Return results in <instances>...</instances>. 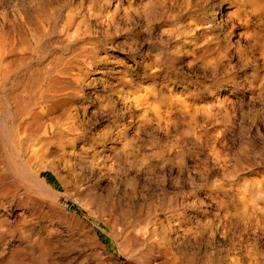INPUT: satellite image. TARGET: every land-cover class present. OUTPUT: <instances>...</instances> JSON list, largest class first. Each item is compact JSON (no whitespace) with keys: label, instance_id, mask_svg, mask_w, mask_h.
Masks as SVG:
<instances>
[{"label":"bare ground","instance_id":"1","mask_svg":"<svg viewBox=\"0 0 264 264\" xmlns=\"http://www.w3.org/2000/svg\"><path fill=\"white\" fill-rule=\"evenodd\" d=\"M97 1L90 4L94 10L100 7ZM163 1L134 0L129 5L125 17L127 23L124 22L121 33V56L138 51L142 39L148 43L150 25L163 22L160 11ZM183 2V10L187 14L192 15V11H196L194 23L181 29L183 41L190 48L191 60L199 56L204 68H207L206 64L214 63L215 58L205 56L219 48L227 53L229 46L219 44L217 26L211 20L198 16L203 13L204 4L199 0ZM224 3H228L226 15H231L232 25L236 28L243 26L245 40L259 50L263 71L258 78L264 82V0L214 2L218 11ZM30 25L37 34V23L31 20ZM70 25L73 41L90 43L89 46L100 45L103 51V40L95 38L88 26L81 28L82 21L74 20V14L67 16L65 27L69 28ZM172 29L161 31L170 34ZM33 42L34 47L23 35L15 37L0 32V246L5 248L7 241L16 243L10 249V254L2 258L7 264H56L58 240L68 241L69 246L75 249L74 259L88 250L87 253L94 254L97 263L101 264L103 250H109L100 239L97 228L106 231V223L97 219L92 211L79 216L67 212L65 207L69 196L89 188L90 175H110L108 173L113 163L117 166L128 164L156 186V191L146 197L143 189L146 185H141L139 201L133 206L122 207L120 204L116 209L108 207L107 212V206H100L102 216L115 213V223L119 222L120 230L126 231L122 248L128 251L132 247L130 257L138 264H154L158 259L156 256L170 250L174 241L179 238L196 241L204 224L210 223L213 218L228 219L231 216L228 200L233 173L223 163L224 159L215 141L222 140L225 129L224 125L218 123V119H229L228 97L225 93L230 94L234 89L226 87L224 90H216L212 103L201 106L194 98L189 99L181 94H175L167 100L164 91L155 82L147 86L133 84L120 77L119 89H125L124 96L129 105V112L127 115L123 112L121 119L127 117L128 121L135 122L134 133L137 134L139 126L148 122H154L155 128L163 133H168L170 127L182 126V129L176 139L168 140L171 143L158 142L150 151L141 152L127 137V126L131 124H123L116 133L118 144L112 150L113 163H108L98 156L95 146L83 142L84 131L75 124V113H71L68 108L55 113L60 104L58 98L62 96L67 100V94L64 93L67 89H71L70 94L74 97V88L69 78L77 73L75 68L78 69L85 62V57L94 61L96 59L97 62L104 58L97 54L94 46H81L79 52L82 55L78 60L74 52L68 57L60 55L55 60V69H41L37 59H33L34 50L39 45L38 36H33ZM149 44L152 49L158 50L149 62L151 67L156 66L151 74H168L172 67L166 63L169 58H165L164 62L159 47L161 45H154L150 41ZM70 48L64 43L60 50L67 51ZM103 52L109 55L108 51ZM29 54L32 61L30 66L24 62ZM241 64L246 67L248 61L243 59ZM144 66H147L146 62ZM255 72L257 74L258 70ZM164 78L155 77L156 80ZM230 80L233 82L231 78H222L219 82ZM7 83L10 89L5 95L2 91ZM42 102H45L43 106ZM82 103L80 108L84 110ZM134 107H142L141 114H137ZM206 123L219 127L211 130L206 127ZM202 142L209 147L206 156L208 160L194 166L185 155H197ZM77 146H80L81 151L75 150ZM61 162L68 165L77 185L59 177V184L54 186L41 176L45 170L42 163L56 169ZM165 170L174 174L171 189L166 187ZM217 170L221 171L223 179L220 183L216 178ZM238 189L248 193V196L238 198L237 207L248 210L249 205L257 206L259 200L264 198V179L262 182H243ZM201 191H204V198L214 204L212 209L202 208L205 207V201L199 197ZM158 193L160 196L155 198ZM203 213L210 220L202 222ZM32 222L35 224L30 226ZM63 232L66 234L61 235ZM139 232L144 239L138 236ZM202 248L209 250L205 249L204 255L196 257L195 264H241L238 256L231 255L236 249L231 239L225 247H220L214 240H205ZM253 250L257 253L255 247ZM252 264H264V261L256 258Z\"/></svg>","mask_w":264,"mask_h":264},{"label":"rangeland","instance_id":"2","mask_svg":"<svg viewBox=\"0 0 264 264\" xmlns=\"http://www.w3.org/2000/svg\"><path fill=\"white\" fill-rule=\"evenodd\" d=\"M92 1L95 0H0V32L15 37L23 35L32 47H34L33 36H38L39 45L34 50L33 59H37L40 68L46 70L55 69V60L60 55L68 57L74 52V57L78 60L82 55L79 52L81 46H94L97 49V54L104 59L97 62L90 57L84 58L85 62L81 63L78 69L75 68L78 70L77 73L74 72L73 78H69L74 88V97L70 94L71 89H67L64 92L67 94V100L62 96L58 98L60 104L56 107L55 113L63 112L67 108L71 113H75V124L84 131L83 142L86 145L91 143L95 146L98 156L106 159L108 163L113 161L112 150L118 144L116 133L123 124L128 122L131 124L127 126V137L141 152L150 151L158 142L171 143L168 140L176 139L182 129V126L170 127L168 133H163L155 128L154 122H148L139 126L137 134L134 133L135 122L128 121L127 117L124 120L121 119L123 112L125 115L129 112V105L124 96L125 89L122 91L119 89L120 77L133 84L151 86L155 82L156 86L164 91L167 100L175 94H181L189 99L194 98L201 106H209L212 103L216 90H224L226 87L234 89L230 94L225 93L228 97L226 102L229 119H218V123L221 126L224 125L225 129L222 140L215 141L224 159L223 163L227 170L233 173L228 200L231 216L228 219L213 218L210 223L204 224L196 241L193 239L186 241L183 238L174 241L170 250L156 256L158 259L154 264H195L196 257L204 255L205 249L209 250V248H202L205 240H214V243L219 244L220 247H225L230 239L236 245L231 255L238 256L241 264H252L256 258L264 261V198L259 200L257 206L249 205L248 210L237 207V199L248 196V193H243L238 186L243 182H262L264 179V82L258 78L263 71V64L259 50L245 40L242 34L244 27L236 28L232 25L231 15H226L228 3H224L219 12L216 9L217 5L214 4L216 0H199L202 5L204 4V10L198 16L201 19L211 20L217 26L216 35L219 44L229 46L227 53L219 48L211 55H206V58L214 57L215 62L206 64L207 68H204L201 57L197 56L191 60L190 48L185 45L181 30L183 26L194 23L196 11H192V15L187 14L183 10V0L172 2L164 0L160 9L163 22L152 23L148 34L150 42L161 45L159 47L162 50L164 62H166L165 58H169L166 63H169L172 68L168 74L161 73L153 76L151 73L156 66L151 67L149 62L158 50L152 49L149 41L146 43L145 39H142L138 51L130 52L126 56H121L119 51L123 43L121 33L125 26L126 13L134 0H99L97 2L100 7L97 10L90 7ZM71 14H74V20L82 21L81 28L88 26L89 32L95 38L103 40V51H108V56L100 50V45L89 46L90 43L72 40V25L69 28L65 27L67 16ZM31 20L38 25V35L30 25ZM252 23L255 24V22ZM169 28H173L170 34L162 33V29ZM64 43L71 48L67 51L60 50ZM73 48L75 50L71 51ZM243 59L248 61L246 67L241 64ZM24 62L25 65H31V54L25 58ZM144 62L147 66L143 68ZM158 76L165 78L156 80L155 77ZM222 78H231L233 82L231 80L219 82ZM9 89L10 85L7 83L2 93L6 95ZM81 101L85 106L84 110L80 108ZM44 104L45 102H42L41 106ZM141 108L134 107L137 114H141ZM206 125L211 130L219 127L211 123ZM207 148L209 147L202 142L201 150L197 152V155L189 156L187 153L185 157L190 164L197 166L208 160L206 159ZM75 150L81 151L80 146H77ZM42 164L45 170L41 176L46 178L45 173H50L55 179L53 183L46 178L48 184L56 186L59 184V177L70 183L75 182L67 164L64 165L61 162L56 169H52L46 163ZM111 166L108 176L90 175L89 188L69 196L65 209L79 216L92 211L97 219H102L106 223H103L106 231L97 228L100 239L105 242L109 250H103L101 264H138L130 257L129 252L132 247L128 251L122 248L126 231L120 230L119 222L115 223V213H106L102 216L100 206H107L106 212L108 207L116 209L120 204L122 207L133 206L139 199L141 185H146L143 188L146 197H150V193L156 191V186L128 164L121 163L117 166L113 163ZM164 172L166 187L171 189L173 186L171 178L174 174L166 170ZM216 174L219 183L223 181L221 171L217 170ZM204 191L199 193V197L205 201V207L202 208L212 209L214 204L204 198ZM159 196L158 193L155 198ZM187 213L190 212L187 211ZM209 218L205 213L201 216V221H208ZM34 224L32 222L30 226ZM64 234L66 233H61V235ZM138 236L143 238L140 232ZM15 244L7 241L5 248L0 246V252H3V255H0V264H7L2 258L10 254V249ZM254 247L257 253H254ZM87 252L88 250L83 252L85 255L82 254L74 259L75 249L69 246L68 241L58 240L55 261L56 264H98L94 254ZM153 259L154 257L151 261Z\"/></svg>","mask_w":264,"mask_h":264},{"label":"trees","instance_id":"3","mask_svg":"<svg viewBox=\"0 0 264 264\" xmlns=\"http://www.w3.org/2000/svg\"><path fill=\"white\" fill-rule=\"evenodd\" d=\"M45 176L47 178V180H49V182H55L54 177L50 174V173H45Z\"/></svg>","mask_w":264,"mask_h":264}]
</instances>
